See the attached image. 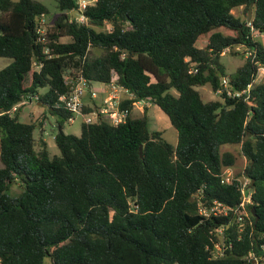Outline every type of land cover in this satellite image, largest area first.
Returning a JSON list of instances; mask_svg holds the SVG:
<instances>
[{
  "label": "trees",
  "instance_id": "16d2710c",
  "mask_svg": "<svg viewBox=\"0 0 264 264\" xmlns=\"http://www.w3.org/2000/svg\"><path fill=\"white\" fill-rule=\"evenodd\" d=\"M57 6L41 42L36 27L47 6L0 0V56L10 57L0 68V264H250L245 254L264 245V81H253L248 100L203 99L196 86L215 91L227 75L240 89L255 78L264 65L254 36L264 33V0H91L80 8L83 20L71 12L77 0ZM239 6L246 14L251 7L249 21L232 11ZM237 45L247 55L227 73L220 57ZM76 73L124 86L125 121L99 117L82 121L79 134L65 132L71 113L54 102ZM34 94L57 116L58 154L33 134L45 110L27 120L19 117L26 103L7 112ZM137 99L167 115L175 144L149 127L147 106L132 113ZM224 143H240L257 219L250 213L239 237L229 224L231 244L213 257L210 230L230 214L203 217L198 201L235 205L240 196L220 180L235 162L220 151ZM15 179L23 189L10 195Z\"/></svg>",
  "mask_w": 264,
  "mask_h": 264
},
{
  "label": "built area",
  "instance_id": "2783aa9c",
  "mask_svg": "<svg viewBox=\"0 0 264 264\" xmlns=\"http://www.w3.org/2000/svg\"><path fill=\"white\" fill-rule=\"evenodd\" d=\"M79 9L84 7L87 0H77ZM45 15L41 13L39 17V24L36 27L37 40L45 42L46 38L44 36L46 24ZM79 19L83 20V15L79 14ZM44 50L47 52L48 47L45 45ZM196 68L190 67L189 71H195ZM264 75V65L258 64L257 70L254 74L255 78L246 83V85L240 89L232 88L230 85V79L227 75H223L220 78L219 86L216 88L215 92L218 94L224 93L230 97H241L244 100H248L251 86L253 81H256V77L260 76L263 79ZM66 83L68 84V90L60 93L54 102L55 107H61L70 111L71 116L68 120H72L73 116L78 114L82 117L84 122H92L99 117H109L112 123H119L125 121L126 117L129 115L130 110L128 107H123L120 105L121 100L124 98L121 92L128 93L127 89L117 84L115 81L103 82L106 86V94L102 99V102L97 106L91 105V109L84 110L86 105L85 97L90 94L91 96H96V90L89 81L82 74L76 73L73 76H67ZM130 97V96H129ZM33 100H38V95L34 94L30 96L29 99L23 98L19 102L12 105L10 109L7 110L8 113L12 114L20 106L21 103H28ZM150 100L137 99L133 102L132 108L135 105L138 107H143L150 104ZM88 104V103H87ZM220 180L224 183H235L239 192V200L235 205H228L213 199L210 203L206 204L203 201H198V211L203 217H208L210 215H228L229 218L226 222L221 223L210 230L211 242L207 244V249L209 250L211 256L219 257L222 256L226 248H228L231 242L228 240V235L226 231L228 230L229 224L235 222L236 233L239 237L243 231L246 220L247 223L251 224L250 219V204H252V189H251V178L246 174L243 169L235 170L232 166L223 167L220 172ZM246 259L250 264H260L264 262V245H262L261 250L257 252L254 249H250L247 254H245Z\"/></svg>",
  "mask_w": 264,
  "mask_h": 264
},
{
  "label": "rangeland",
  "instance_id": "374dc122",
  "mask_svg": "<svg viewBox=\"0 0 264 264\" xmlns=\"http://www.w3.org/2000/svg\"><path fill=\"white\" fill-rule=\"evenodd\" d=\"M40 1L43 2L48 8V13H46L45 15V19H46L45 24L47 25L51 23L53 19L59 14L60 9L57 6V0H40ZM87 1L90 2L91 0H87ZM232 11L235 14L240 15L241 17H245L247 15L242 10V8H233ZM76 17L78 16L76 15ZM257 39L260 40L264 44V36H257ZM100 51H101L100 48L95 47L91 50V55L99 54ZM246 55H247L246 48L242 45H237L230 49H225L222 52L220 59L225 66L226 72L232 73L234 72L236 67L242 63ZM9 60H10V57L0 56V68L4 66L6 63H8ZM256 81L258 82L264 81V77L262 79V77L257 76ZM92 85L94 86L95 90L106 92V86L103 82H92ZM45 88L46 87H42L40 91L41 92L44 91ZM196 88L200 91L203 99L220 97V94L213 91L212 88L207 83L202 84V85H197ZM29 103L31 102H28L26 104H29ZM36 103L37 101L33 100L30 107L28 105L23 106L25 110L26 109L36 110V109H41L42 107V109L45 110L47 114V117L44 123L42 124V127H40L39 125H36L34 128L33 134L35 137H38L40 133H42L43 137L47 141L49 155L58 154L59 149L56 146V143L54 141V134L58 130L55 116L47 109L46 105H43L42 103H40V105H37ZM145 106H147V116H148L149 127L151 129L157 128V129L162 130L163 137H165L168 141L174 143L177 140V130L171 125L167 115L156 104L152 102H150L149 105H145ZM139 108L141 107H138V105H135L133 107L132 113L134 115H139L141 113ZM27 118L28 117H23L21 119L27 120ZM81 122H82V117L76 114L73 116L72 120H69V121L66 120L64 122L63 130L65 132L79 134ZM225 150H229L235 155V162L233 165H231L232 168H234L235 170H240V169H243V167H245L246 158L241 154L240 143L221 144L220 151L223 152ZM22 189H23V186L20 180L15 179L10 183L7 189V192L10 195H17Z\"/></svg>",
  "mask_w": 264,
  "mask_h": 264
},
{
  "label": "crops",
  "instance_id": "0c3cea01",
  "mask_svg": "<svg viewBox=\"0 0 264 264\" xmlns=\"http://www.w3.org/2000/svg\"><path fill=\"white\" fill-rule=\"evenodd\" d=\"M235 8H242V6H239V7H235ZM72 12V11H71ZM72 14L74 15V16H76L77 14L76 13H74V12H72ZM254 36L257 38V36H264V33H258V32H256V31H254ZM105 94H106V92H102V91H98V90H96V96H91L90 94H88L86 97H85V101L87 102V103H89V104H91L92 105V103L93 104H99V103H101L102 102V99H103V97L105 96ZM121 94H122V96L125 98V97H129L130 96V94L129 93H126V92H121ZM37 101V105H40V101L39 100H36ZM31 103H32V101H30ZM31 103H29V104H25V105H28L29 107L31 106ZM134 107V106H133ZM140 109V111H142L143 110V108H139ZM28 109H26L25 110V108H21L20 110H19V117L20 118H23V117H34V116H37V115H39L42 111H44L43 109H42V107H41V109H36V110H28ZM132 110H133V108H132ZM54 116H55V119H56V123H57V116L55 115V114H53ZM47 117V116H46ZM46 119V118H45ZM69 121V120H68ZM45 139V138H44ZM46 140V139H45ZM177 141V140H176ZM176 141L174 142V144L176 143Z\"/></svg>",
  "mask_w": 264,
  "mask_h": 264
},
{
  "label": "water",
  "instance_id": "95a60500",
  "mask_svg": "<svg viewBox=\"0 0 264 264\" xmlns=\"http://www.w3.org/2000/svg\"><path fill=\"white\" fill-rule=\"evenodd\" d=\"M72 12H75V13L77 14V16H79V14H80V9H78V8H74V9L72 10ZM251 16H252V10H251V7H249V8H248V11H247V18H246V20L249 21L250 18H251ZM139 154L142 155V148H141V145H140V147H139ZM252 183H253V179H251V185H252ZM250 210H251V213L255 216V219H257V216L255 215V208H254V206H252Z\"/></svg>",
  "mask_w": 264,
  "mask_h": 264
}]
</instances>
